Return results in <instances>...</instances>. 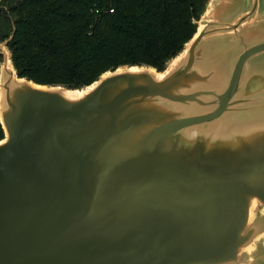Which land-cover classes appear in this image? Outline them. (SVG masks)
Instances as JSON below:
<instances>
[{
	"label": "water",
	"instance_id": "obj_1",
	"mask_svg": "<svg viewBox=\"0 0 264 264\" xmlns=\"http://www.w3.org/2000/svg\"><path fill=\"white\" fill-rule=\"evenodd\" d=\"M200 17L72 99L1 42L0 264L264 263V0Z\"/></svg>",
	"mask_w": 264,
	"mask_h": 264
},
{
	"label": "trees",
	"instance_id": "obj_2",
	"mask_svg": "<svg viewBox=\"0 0 264 264\" xmlns=\"http://www.w3.org/2000/svg\"><path fill=\"white\" fill-rule=\"evenodd\" d=\"M206 1L0 0V43L7 40L18 77L81 88L119 66L163 70L195 33Z\"/></svg>",
	"mask_w": 264,
	"mask_h": 264
},
{
	"label": "bare ground",
	"instance_id": "obj_3",
	"mask_svg": "<svg viewBox=\"0 0 264 264\" xmlns=\"http://www.w3.org/2000/svg\"><path fill=\"white\" fill-rule=\"evenodd\" d=\"M199 29L201 28L200 24H199ZM10 67V66H9ZM11 68V67H10ZM159 77L161 76V74H157ZM22 80V79H20ZM95 84V83H94ZM93 85V84H92ZM59 89H62L61 87H57ZM91 86H87L86 89H90ZM62 94L66 97V98H69V99H72L74 98L75 96H80L82 95L83 91L79 90V89H74V90H65V89H62ZM255 204V202H252V206Z\"/></svg>",
	"mask_w": 264,
	"mask_h": 264
},
{
	"label": "rangeland",
	"instance_id": "obj_4",
	"mask_svg": "<svg viewBox=\"0 0 264 264\" xmlns=\"http://www.w3.org/2000/svg\"><path fill=\"white\" fill-rule=\"evenodd\" d=\"M201 18H204V16H203V17L201 16L200 19H201ZM200 19H198V20L196 21L197 28H198V26H199V21H200ZM3 44H4V43H0V50H2V46H3ZM2 58H3V57H2ZM2 58H1V60H2ZM263 264H264V263H263Z\"/></svg>",
	"mask_w": 264,
	"mask_h": 264
},
{
	"label": "crops",
	"instance_id": "obj_5",
	"mask_svg": "<svg viewBox=\"0 0 264 264\" xmlns=\"http://www.w3.org/2000/svg\"><path fill=\"white\" fill-rule=\"evenodd\" d=\"M197 29V28H196Z\"/></svg>",
	"mask_w": 264,
	"mask_h": 264
}]
</instances>
